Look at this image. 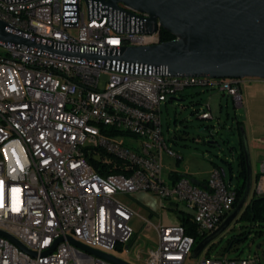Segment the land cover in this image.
<instances>
[{"label":"built area","instance_id":"built-area-1","mask_svg":"<svg viewBox=\"0 0 264 264\" xmlns=\"http://www.w3.org/2000/svg\"><path fill=\"white\" fill-rule=\"evenodd\" d=\"M0 20L27 42L0 39V264H114L76 243L111 256L133 249L139 264H190L197 238L220 229L237 192L218 169L203 185L165 172L166 158L182 156L163 134L161 106L191 87L242 105L243 84L264 81L222 88L122 60L124 47L156 46L166 31L159 22L150 30L147 13L122 3L0 0ZM200 118L212 120L211 108ZM138 193L169 201L173 213L154 225L126 202ZM251 195L264 198V161ZM136 217L155 230L156 244L140 248ZM207 252L197 264H261Z\"/></svg>","mask_w":264,"mask_h":264},{"label":"water","instance_id":"water-1","mask_svg":"<svg viewBox=\"0 0 264 264\" xmlns=\"http://www.w3.org/2000/svg\"><path fill=\"white\" fill-rule=\"evenodd\" d=\"M150 16L177 40L158 46L122 49L121 59L130 63L163 67L173 77L209 79H260L264 81V0H107ZM0 20V39L27 43L5 31ZM171 102H182L176 97ZM242 144L247 163V187L238 206L219 230L202 240L192 252L197 259L203 251L239 218L252 192L250 151L244 130ZM220 172L225 179L224 169ZM231 181V180H230ZM196 185H199L197 182ZM0 236L7 235L0 231ZM76 245L114 264H128L114 256Z\"/></svg>","mask_w":264,"mask_h":264},{"label":"rangeland","instance_id":"rangeland-1","mask_svg":"<svg viewBox=\"0 0 264 264\" xmlns=\"http://www.w3.org/2000/svg\"><path fill=\"white\" fill-rule=\"evenodd\" d=\"M105 81L106 79L103 78L102 84ZM182 95L185 97L184 100ZM176 98L183 101H169L162 104L161 122L168 144L182 156V160L177 167L174 160L166 158L165 172L178 171L187 174L192 182L196 183L208 179L217 167L225 170L226 184L233 188L237 187L241 182L238 178L239 166L235 156L236 152L239 153L241 150L242 131L237 129V122L240 121L243 123L241 128L249 145L254 185L257 175L261 172V163L264 161V83L243 84L242 106L223 93L209 92L203 87L187 88ZM191 102L195 104L190 105ZM198 102L201 104L197 105ZM207 106L211 108L213 119L203 121L196 111ZM130 140H133L134 144L137 143L136 139ZM226 162L232 165L233 174ZM250 199L251 194L248 201ZM126 202L133 206L141 217L150 220L154 225L160 223V217L167 209L169 213H173L170 210L172 206L169 201H162L150 194L138 193L128 197ZM131 227L137 234V243L140 244V248H147L150 245L148 242L156 244L155 230L150 226H144L142 219L134 218ZM251 230L252 232L245 240L235 244L227 253L228 257L231 259L257 257L261 264H264V224L250 228L249 224L238 221L214 240L197 259L192 257V252L197 246L195 244L188 263L197 264L211 246L214 247L213 254L217 256L227 247L228 240L234 237L241 238L242 233ZM113 255L129 263L139 264L133 249L129 254L123 249L115 251Z\"/></svg>","mask_w":264,"mask_h":264},{"label":"trees","instance_id":"trees-1","mask_svg":"<svg viewBox=\"0 0 264 264\" xmlns=\"http://www.w3.org/2000/svg\"><path fill=\"white\" fill-rule=\"evenodd\" d=\"M163 38L165 39L163 42H170V41L175 40V37L167 31L163 32ZM181 97L183 98V100L185 99L183 95ZM194 104H195L194 102L190 103V105H194ZM200 104H201L200 102L197 103V105H200ZM201 110L202 109L196 111V114H198L199 118H200ZM242 125H243L242 122L240 121L237 122L238 131L241 130ZM240 145H241V150L238 154V162H239L238 163V166H239L238 178L240 179L241 182H239L238 186L235 187L236 192H237V198H236V202L234 205V209L238 206L240 200L242 199L246 191V187H247V173L248 172H247V163H246V157H245V152H244L242 141L240 142ZM232 150H235V148H232ZM226 164L230 167L231 174H233L232 165L229 162H226ZM173 174L176 179H180L181 177H183V175L177 172H174ZM172 210L177 212L175 209H172ZM178 216L183 222L184 226L186 227L187 234L195 236L196 228H195V225L192 224V222L190 221V218H187L186 216H181L179 212H178ZM236 221L247 223L249 224L250 228H253L254 226H262L264 224V198L251 195V199L248 201V203L246 204L245 208L242 210V212L239 215V218ZM251 232L252 230L245 231L244 233H242L241 238L234 237L228 240L227 247L220 254H225L231 251L235 244L240 243L243 240H245ZM202 240L203 238L198 237L196 244L198 245ZM213 249H214L213 246H211L208 249L207 256H210L211 254H213ZM240 258L241 257H236L234 259H240Z\"/></svg>","mask_w":264,"mask_h":264},{"label":"bare ground","instance_id":"bare-ground-1","mask_svg":"<svg viewBox=\"0 0 264 264\" xmlns=\"http://www.w3.org/2000/svg\"><path fill=\"white\" fill-rule=\"evenodd\" d=\"M175 40H177L176 37H175ZM164 43H169V42H156V46L164 44ZM217 82L218 84H221L222 88H237L238 86V79H217Z\"/></svg>","mask_w":264,"mask_h":264},{"label":"crops","instance_id":"crops-1","mask_svg":"<svg viewBox=\"0 0 264 264\" xmlns=\"http://www.w3.org/2000/svg\"><path fill=\"white\" fill-rule=\"evenodd\" d=\"M224 95H226V94H224ZM228 96V95H227ZM230 97V96H229ZM230 98H232V97H230ZM235 101V100H234ZM239 106H242V105H239ZM236 121H238V120H236ZM234 152V151H233ZM237 154H235V156H236V160H237V162H238V152H236ZM175 162V161H174ZM239 163V162H238ZM175 166H179V162H175ZM215 169H218V170H220L219 168H215ZM174 172H177V173H179V174H181V175H183V176H187V177H189L187 174H184V173H180V172H178V171H172V173H174ZM207 180L208 179H204V180H201V181H199V182H197V183H199V184H201V185H203V184H205L206 182H207Z\"/></svg>","mask_w":264,"mask_h":264},{"label":"flooded vegetation","instance_id":"flooded-vegetation-1","mask_svg":"<svg viewBox=\"0 0 264 264\" xmlns=\"http://www.w3.org/2000/svg\"><path fill=\"white\" fill-rule=\"evenodd\" d=\"M240 136H241V134H240ZM241 141H242V136H241Z\"/></svg>","mask_w":264,"mask_h":264}]
</instances>
